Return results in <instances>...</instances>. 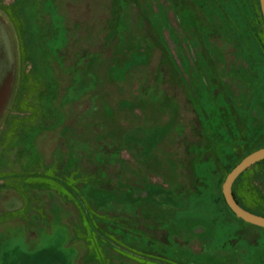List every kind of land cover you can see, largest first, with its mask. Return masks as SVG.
Listing matches in <instances>:
<instances>
[{"label":"rangeland","instance_id":"rangeland-1","mask_svg":"<svg viewBox=\"0 0 264 264\" xmlns=\"http://www.w3.org/2000/svg\"><path fill=\"white\" fill-rule=\"evenodd\" d=\"M0 16V264H264V228L221 191L264 146L256 0H0ZM234 188L264 207V160Z\"/></svg>","mask_w":264,"mask_h":264},{"label":"water","instance_id":"water-1","mask_svg":"<svg viewBox=\"0 0 264 264\" xmlns=\"http://www.w3.org/2000/svg\"><path fill=\"white\" fill-rule=\"evenodd\" d=\"M259 4L264 20V0H259ZM262 160H264V146L259 147L248 153L245 157H242L240 161L230 169L223 181V184L221 185V191L226 202V206L244 222L259 226L260 228H264V216L244 209L235 198L232 186L242 171H245L256 162Z\"/></svg>","mask_w":264,"mask_h":264},{"label":"trees","instance_id":"trees-1","mask_svg":"<svg viewBox=\"0 0 264 264\" xmlns=\"http://www.w3.org/2000/svg\"><path fill=\"white\" fill-rule=\"evenodd\" d=\"M241 3H242V1H241ZM256 4H257V6H258V9H259V17L261 18V20L263 21V18H262V15H261V8H260V4H259V0H256ZM246 5V4H245ZM252 14H251V13ZM250 14H249V16L250 17H252V16H255L257 13V9H254V8H252V10H250ZM11 37H10V34H9V30L7 29V27H6V25H5V22H4V20L2 19V17L0 16V50H1V53H3V58L1 59V62H0V67L2 68V67H4V68H2V70L0 69V85L2 84V82H3V80H4V78H5V76L9 73V72H11L12 70H13V60H14V58H15V55H14V52H13V45H12V43H11ZM110 74V73H109ZM256 150V149H255ZM254 151V150H253ZM250 153V152H249ZM248 154V153H247ZM246 154V155H247ZM245 155V156H246ZM245 156H242V157H245ZM241 157V158H242ZM240 158V159H241ZM240 161V160H239ZM238 161V162H239ZM263 161V160H262ZM238 162H236L235 163V165L238 163ZM259 162H261V161H258V162H256V163H259ZM234 165V166H235ZM233 166V167H234ZM253 166V165H252ZM232 167V168H233ZM231 169V168H230ZM230 171V170H229ZM244 172V171H243ZM243 172H241V174L238 176V178L236 179V181L234 182V184H233V186H232V191H233V194H234V196H235V198L237 199V201L239 202V204L244 208V209H246V210H249V211H251V212H254V213H257V214H259V215H263L264 216V207H261V206H257L256 208H252L251 206H248L247 204H245L246 203V199L244 198H242V196L240 197V196H238L237 195V193L235 192V188H234V186L236 185V183H237V181H238V179H239V177H241V175H242V173ZM170 196L169 194H166L165 195V198H166V201L168 202H171V203H175V201H172L171 200V198H169L168 199V197ZM148 197V195L146 196V197H143V198H145V200H146V198ZM221 197H222V195H221ZM152 200H153V203H154V205H156V206H159L160 208H165L166 206L164 205V200L165 199H163L162 201H160V200H158L157 198H155V196L153 195V197H152ZM222 200H223V197H222ZM174 208H175V206H173ZM227 207V206H226ZM227 209V211H229L230 212V214H232L235 218H237V219H239L240 221H241V223H244V224H248V225H251V226H255V227H259V226H256V225H253V224H249V223H246V222H244L241 218H239V217H237L228 207L226 208ZM194 227H195V225L193 224L190 228H191V230L193 229V231H195L194 230ZM260 228V227H259ZM200 232V231H199Z\"/></svg>","mask_w":264,"mask_h":264},{"label":"crops","instance_id":"crops-1","mask_svg":"<svg viewBox=\"0 0 264 264\" xmlns=\"http://www.w3.org/2000/svg\"><path fill=\"white\" fill-rule=\"evenodd\" d=\"M152 193H154V192H152ZM155 194V193H154ZM156 195V197H158V195L157 194H155ZM163 199H165V197L163 198Z\"/></svg>","mask_w":264,"mask_h":264}]
</instances>
